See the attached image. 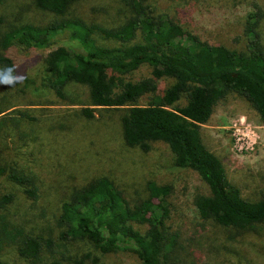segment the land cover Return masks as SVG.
<instances>
[{"label":"trees","instance_id":"trees-1","mask_svg":"<svg viewBox=\"0 0 264 264\" xmlns=\"http://www.w3.org/2000/svg\"><path fill=\"white\" fill-rule=\"evenodd\" d=\"M29 1L52 19L44 24L9 23L0 30V67L9 66L14 74L9 49L48 48L56 36L66 33L74 44L45 55L40 87L62 98L65 86L73 83L86 87L92 108L126 107L120 120L126 146L147 150L149 143L162 142L176 167L194 172L206 185L208 194L193 199L201 220L240 230L264 222V192L255 201L242 198L199 134L214 106L230 94L242 97L264 126V49L257 31L261 14L246 15L242 29L245 45L238 51L200 40L167 15L155 13L148 0H120L127 15L112 28L72 16L74 0ZM97 38L117 45L100 46ZM142 66L150 69L149 77L125 80L124 76ZM162 79L172 82L157 95V83ZM22 80L27 87L33 83ZM142 97H149L148 103L136 105ZM81 113L92 117V109L84 108ZM2 177L25 196L36 197L30 175L0 165ZM146 190L145 199L130 204L106 178L74 189L60 204L54 239L27 234L12 223L4 210L13 197L0 196V264H7L3 258L6 248L30 264L44 260L68 264L72 258L64 249L73 242L101 255L130 251L138 264H176L164 228L169 188L149 182ZM55 256L59 259L53 260ZM85 258L91 255H83L77 263L82 264Z\"/></svg>","mask_w":264,"mask_h":264},{"label":"rangeland","instance_id":"rangeland-1","mask_svg":"<svg viewBox=\"0 0 264 264\" xmlns=\"http://www.w3.org/2000/svg\"><path fill=\"white\" fill-rule=\"evenodd\" d=\"M148 4L200 40L238 51L245 45L242 29L246 15L258 12L262 19L257 31L264 49V0H148ZM70 13L104 28L117 26L127 15L120 0H74ZM50 19L29 0H0V30L9 23L44 24ZM97 42L104 47L117 45L99 38ZM73 44L65 33L56 36L48 48L8 51L18 80L12 87L0 85V165L30 175L36 186L32 199L5 177L0 178V196L13 197L4 210L9 220L27 234L54 239L60 204L74 189L106 178L134 204L147 197L146 186L151 182L169 188L164 228L176 264H264V222L240 230L201 220L193 199L208 194L206 185L194 172L176 167L162 142L149 143L147 150L126 146L120 128L126 107L92 108L86 87L73 83L65 86L62 98L40 87L45 55ZM149 73L150 69L142 66L124 78L140 80ZM23 78L33 83L27 87ZM171 82L160 80L157 95ZM148 100L142 97L136 105L144 106ZM84 108L92 109L91 118L82 115ZM199 134L241 197L259 199L264 192V126L248 103L236 94L228 95L214 106ZM65 246L67 255L76 260L68 264H78L85 254L91 258L82 264H138L127 250L101 255L80 243ZM3 258L7 264H30L12 248L4 250Z\"/></svg>","mask_w":264,"mask_h":264},{"label":"clouds","instance_id":"clouds-1","mask_svg":"<svg viewBox=\"0 0 264 264\" xmlns=\"http://www.w3.org/2000/svg\"><path fill=\"white\" fill-rule=\"evenodd\" d=\"M18 80V77L14 75L9 66L0 67V85L12 87Z\"/></svg>","mask_w":264,"mask_h":264}]
</instances>
